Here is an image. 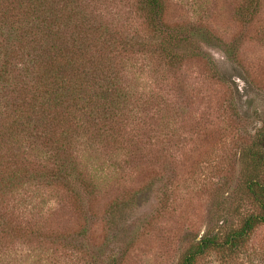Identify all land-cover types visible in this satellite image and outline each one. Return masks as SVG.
<instances>
[{
	"label": "rangeland",
	"instance_id": "rangeland-1",
	"mask_svg": "<svg viewBox=\"0 0 264 264\" xmlns=\"http://www.w3.org/2000/svg\"><path fill=\"white\" fill-rule=\"evenodd\" d=\"M249 1L164 0V22L207 59L166 64L139 46L117 54L124 116L103 139L76 141L93 186L82 188L80 204L64 186L14 192L8 216L25 233L0 242V264H180L193 242L223 241L257 211L240 166L243 149L264 150V0L241 20L237 10ZM103 3V19L147 43L134 0ZM196 264H264V224L236 249H209Z\"/></svg>",
	"mask_w": 264,
	"mask_h": 264
},
{
	"label": "trees",
	"instance_id": "trees-1",
	"mask_svg": "<svg viewBox=\"0 0 264 264\" xmlns=\"http://www.w3.org/2000/svg\"><path fill=\"white\" fill-rule=\"evenodd\" d=\"M134 1L147 43L103 19V0H0V242L25 233L8 216V198L25 185L64 186L79 204L82 188L93 186L90 161L83 162L76 141L87 133L103 139L124 116L129 95L117 54L130 57L139 46L166 64L207 59L184 31L164 22V0ZM259 5L240 6L238 18L251 20ZM241 153L243 191L257 211L223 241L205 235L193 242L180 264H196L219 246L236 249L264 224V150L255 143Z\"/></svg>",
	"mask_w": 264,
	"mask_h": 264
}]
</instances>
